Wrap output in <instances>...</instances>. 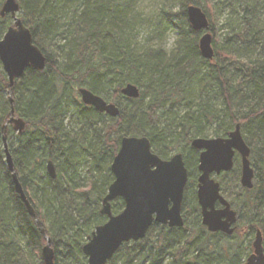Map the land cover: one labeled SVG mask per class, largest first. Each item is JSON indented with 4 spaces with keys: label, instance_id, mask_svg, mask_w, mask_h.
Segmentation results:
<instances>
[{
    "label": "trees",
    "instance_id": "obj_1",
    "mask_svg": "<svg viewBox=\"0 0 264 264\" xmlns=\"http://www.w3.org/2000/svg\"><path fill=\"white\" fill-rule=\"evenodd\" d=\"M16 1L46 66L39 71L28 68L14 82L15 115L26 128L14 138L8 128L7 147L24 193L50 238L55 264H85L82 246L106 220L100 214L101 200L113 180L110 164L123 136L147 137L152 152L161 158H168L164 149L169 145H181L178 152L191 179L198 162L191 139L207 137L210 128L214 137H224L235 124L250 148L254 168L251 189L239 184L234 167L222 174L237 170L236 191L229 201L238 213L235 232H208L186 186L183 227L155 223L143 239L123 243L107 264H224L225 259L242 264L245 259H238L226 242L242 229L250 248L259 229L264 248V21L255 19L259 8L264 11V0L236 1L243 11L238 28L234 22L225 24L223 40L213 36L211 60L201 55L200 32L186 16L187 6L196 5L213 18L201 0H180L181 12H167L179 32L178 48L170 58L160 49L142 54L132 50L127 0ZM6 17L0 16V38L11 25ZM128 83L138 87V98L121 94ZM193 84L198 86L195 93ZM79 87L116 104L118 116L82 104L76 99ZM9 111L7 79L0 65V264H36L37 252L42 264L45 240L15 192L5 162L1 128ZM82 159L90 171L86 185L77 172ZM49 160L54 179L46 174ZM123 205L121 198L113 200L112 213Z\"/></svg>",
    "mask_w": 264,
    "mask_h": 264
},
{
    "label": "water",
    "instance_id": "obj_2",
    "mask_svg": "<svg viewBox=\"0 0 264 264\" xmlns=\"http://www.w3.org/2000/svg\"><path fill=\"white\" fill-rule=\"evenodd\" d=\"M19 10L16 0H4L0 7V16L9 15L13 20L12 25L0 39L3 48L0 64L7 78V97L10 105L9 118L1 130L2 141L5 162L11 172L14 190L28 214L36 220V225L45 240L41 248L42 264H55V253L50 238L36 218L35 210L17 178L6 142L5 132L8 124L12 125V129L19 135L25 129L24 120L15 115L12 97L15 80L22 77L28 68L39 71L46 65L44 54L33 43L30 30L18 16ZM186 16L193 30L204 31L198 41L199 51L204 58L212 59L214 54L212 35L208 32L209 21L205 12L199 6L189 5L186 8ZM22 43H26L27 47L32 49L35 62L21 60L14 54ZM120 92L128 98L139 96L138 87L130 83L121 88ZM78 95L84 105L92 106L98 112H104L113 118L119 114L116 104L105 101L85 87L78 89ZM190 146L200 152L196 197L200 207L201 223L209 232L220 231L230 235L235 230L237 214L220 194L219 183L211 175L229 172L237 153L241 160L240 184L244 188H252L254 171L249 161L250 148L243 139L240 125L235 124L225 137L193 138ZM45 169L51 179L56 177L55 167L50 160L47 161ZM110 170L113 181L107 188L100 208V214L107 216V220L96 226L83 244L85 264H107L124 242L143 239L153 223L178 228L184 224L181 204L187 182V169L181 153H175L169 159H162L151 151L147 137L123 136L110 164ZM155 170L156 172H153ZM116 198L123 200L124 207L118 214H112L111 202ZM216 202L222 207L215 208ZM252 248L243 264H264L262 234L259 229L256 230Z\"/></svg>",
    "mask_w": 264,
    "mask_h": 264
},
{
    "label": "rangeland",
    "instance_id": "obj_3",
    "mask_svg": "<svg viewBox=\"0 0 264 264\" xmlns=\"http://www.w3.org/2000/svg\"><path fill=\"white\" fill-rule=\"evenodd\" d=\"M236 1L237 0H216V6H217L219 14L225 15L226 18L224 19V22H222V23L219 22L214 16L212 19L210 18V20H209L210 21V30L208 32L212 35V40H213V36L216 35L217 40L222 41L223 37L226 33V30L228 29L227 26H229V23L232 24L234 22L236 24V27H237V24H238V22H240V18H241L240 16L243 14V11H242V8L238 7V5L236 4ZM170 2L175 3V0H170ZM224 5L226 6L225 9L223 8ZM230 6H233V7H230ZM233 8H235V12L232 11ZM167 12H170V11L162 10L159 20L156 21V27L159 30L158 34L162 33L163 31H166L168 29H172L176 32V34L179 37L178 29L172 23L175 20L173 19V21L170 22L168 20V15H166ZM256 12H258V13L255 14L256 15L255 19H261V21H264V11L261 12V8H259V10H257ZM172 13H174V12H172ZM20 15H21V12H19V16ZM5 19L10 23L12 22V19L9 16L6 17ZM226 20H227V23H226ZM225 24H227V26ZM52 57H54V56L52 55ZM5 78H6V75H5ZM197 87L198 86L196 84H193V87H190V88H192V91L195 93L197 90ZM76 99H79L78 92L76 93ZM67 118H69V116H67ZM67 125L69 126L70 124H67ZM71 125H75V124H71ZM15 135H17V132L12 130L11 137L14 138ZM205 135L207 136V138H211V137L213 138L214 136H213L212 128L205 130ZM6 136H7V134H6ZM169 146L166 149H164L165 150L164 152L167 153L168 158L170 156H172L173 154H175L176 152H178L181 148V145L178 147H174V148L171 147V145H169ZM250 161H251V159H250ZM251 165H252V162H251ZM234 168L239 171V175H240V159H239V156H237V155L234 157ZM237 170H235V172H232L231 174H228V175L223 176V177L221 174L218 176H213L218 181L220 180L221 177L224 178L226 186H225V190H224V192H222V194L228 201H230L231 197L234 198L233 194L236 191V185H235L234 179H236ZM77 172L81 177V180H82L81 183L86 185L88 183V177L90 176V171H89L88 163L85 162L84 159L79 161V163L77 165ZM197 176H198V171H196L193 178L188 179V182L186 185L189 188L188 199L190 200V202L193 201V195H194V200H196V194L195 193H196V178H197ZM226 195H228V196H226ZM233 208L235 209V206ZM242 227L244 228V226H241V228ZM248 239H249V237L245 233V229L244 230L242 229L240 232L238 231L236 235H234L233 237L226 240L227 244L231 245L232 249H235V251H237L236 256L240 260H244L249 255V253L251 252V248L249 247L250 242ZM252 240H253V238H252ZM85 262H86V257H85ZM229 262L230 261L227 259H225L223 261L224 264H230Z\"/></svg>",
    "mask_w": 264,
    "mask_h": 264
},
{
    "label": "clouds",
    "instance_id": "obj_4",
    "mask_svg": "<svg viewBox=\"0 0 264 264\" xmlns=\"http://www.w3.org/2000/svg\"><path fill=\"white\" fill-rule=\"evenodd\" d=\"M127 4L126 16L132 28L129 45L132 50L142 54L149 49H160L170 58L178 48L179 37L172 29L158 34L156 21L159 20L162 10L181 12L180 0H175V3L170 0H127ZM201 6L219 22H224L226 17L219 14L216 0H201ZM36 264H40L38 252Z\"/></svg>",
    "mask_w": 264,
    "mask_h": 264
},
{
    "label": "snow or ice",
    "instance_id": "obj_5",
    "mask_svg": "<svg viewBox=\"0 0 264 264\" xmlns=\"http://www.w3.org/2000/svg\"><path fill=\"white\" fill-rule=\"evenodd\" d=\"M2 53H3V48L2 45H0V54ZM14 54L21 60L27 62L31 60L32 62H35V56L33 54V51L32 49L27 47L26 43H22ZM153 172H156V170Z\"/></svg>",
    "mask_w": 264,
    "mask_h": 264
},
{
    "label": "flooded vegetation",
    "instance_id": "obj_6",
    "mask_svg": "<svg viewBox=\"0 0 264 264\" xmlns=\"http://www.w3.org/2000/svg\"><path fill=\"white\" fill-rule=\"evenodd\" d=\"M219 175V174H218ZM218 175H214V174H212L211 176L213 177V176H218ZM222 175V174H221ZM199 176V175H198ZM198 176H197V178H196V188H197V179H198ZM214 178V177H213ZM215 179V178H214ZM220 185V184H219ZM197 202V201H196ZM199 207V206H198ZM222 206L218 203V202H216V204H215V208H221ZM199 213H200V207H199ZM181 215H182V206H181ZM183 217V216H182ZM183 220H184V218H183ZM217 232H220V231H217ZM217 232H215V233H217ZM229 236V235H228Z\"/></svg>",
    "mask_w": 264,
    "mask_h": 264
},
{
    "label": "bare ground",
    "instance_id": "obj_7",
    "mask_svg": "<svg viewBox=\"0 0 264 264\" xmlns=\"http://www.w3.org/2000/svg\"><path fill=\"white\" fill-rule=\"evenodd\" d=\"M189 6V5H188ZM187 6V7H188ZM8 118H9V115H8ZM8 120V119H7ZM15 169V168H14ZM7 170H8V168H7ZM8 172L11 174V172L8 170ZM220 175V174H219ZM218 181V180H217ZM30 202V201H29ZM31 204V203H30ZM32 205V204H31ZM33 207V206H32ZM27 211V210H26ZM28 213V212H27ZM29 215V214H28ZM30 216V215H29ZM31 218H33L32 216H30ZM36 218H38V216L36 215ZM34 219V218H33ZM38 220L40 221V219L38 218ZM34 221H35V224H36V220L34 219ZM41 222V221H40ZM41 225H42V223H41ZM38 227V226H37ZM43 227V226H42ZM39 230V229H38ZM42 261V260H41Z\"/></svg>",
    "mask_w": 264,
    "mask_h": 264
}]
</instances>
